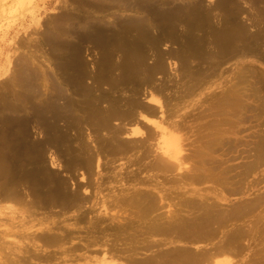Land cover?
Masks as SVG:
<instances>
[{"label":"rangeland","instance_id":"1","mask_svg":"<svg viewBox=\"0 0 264 264\" xmlns=\"http://www.w3.org/2000/svg\"><path fill=\"white\" fill-rule=\"evenodd\" d=\"M116 1L0 0V189L2 190L5 186H7V188L5 189V193L0 197V264H92L89 263V261H87L86 259L94 260L95 258H100L104 253H106L105 248H107V246H101V244L99 243L92 244L90 245V247L89 245H85V237L87 234L85 226H87L89 217H91L92 215L95 216V214H98V211L101 212L103 210L101 213L108 211V213H112L110 215L114 216L116 219H118V215H116V212L120 213L122 211V214L132 213V210H130L131 208L129 209L126 206L124 208H127L128 210H123L116 207L114 208V206L111 205L112 203L110 200H113L112 198L116 196V194H113V191H119L118 189H116L117 182L114 179L116 176L118 178L125 177V179L123 178V180L120 181L123 185H119L121 186L120 188L125 189L126 187L133 184V181H126L127 179H131L132 176L135 177V173L138 176H143L145 174V172L140 175L137 173L141 165V163L137 162V153L130 155L128 158L126 157L116 159L114 156H110L109 154L102 152V150L101 152L98 151L100 154L99 163L101 164V175L100 177H98L94 174H91L88 175L87 179L92 183L95 182V180L98 178H101L103 181L101 182L100 179H98L99 181L97 182H101L99 189H93L91 187L85 190L83 188L81 192L82 194L85 192V194L88 195L91 190L92 196L96 195V197H98L99 199L96 198L94 199V202L92 201L93 203H87L84 210L87 214H89L86 215L88 216V218L86 219V221L78 224L75 221L76 212L73 210L68 211V209H63L58 206H47L45 208H42L38 204H36L39 202V197L41 194H35L36 192H32L34 191L32 190V188L35 187L34 185L32 186L33 183L28 184L25 180L20 179L24 178L26 175L38 173V171L41 172L42 170H48L53 173L60 174L61 177L66 180V184H68V187L71 189L74 188L77 183L84 184V181L86 180L84 177H86L87 175L83 177V175H81L82 172L79 170H74L73 173L67 174V171L63 166V157L67 158L69 154H65V156L56 155V153L54 152L55 149L50 148L49 145H51V143L49 142L51 138H54L53 135L56 136L61 130H63L60 132L61 134L63 133L65 134V136L73 137L74 134H77L76 131L78 130V128L80 129L77 132L81 133V139L79 138L80 143L79 141H77L76 143H79L80 145H82V147L80 149L78 144H74V146L76 145L79 149L78 150L76 148V152L82 151L83 145L84 148L87 147V149L89 150L92 149L91 152H96L101 140H110V137L107 136V132L105 130L95 132V130L91 129L93 125H91L92 123L89 113V102L86 99H89V96L92 94H100V96L103 94H107V96H110H108V98H114L115 100H117V104H119L117 105V109L121 112L125 111L127 107L126 102H128L132 98H138L137 100L141 102H144L146 104H153L151 106L156 109V111H158L159 116L161 115V118L159 117L160 121L163 116L167 115V108H160V105H155V102L149 101L151 92L152 94L154 93V96H157L159 93H156V95L155 92H153V90L146 85H136L135 81L132 78H134L135 75L137 76V79H139V77L144 78L145 73L142 72V69L153 67L155 65L157 66V64L161 62H164V64L161 63L163 65L162 70L166 72H163L162 74L159 71L153 72L154 75L152 76L155 77L152 78L154 79L155 84L162 87L164 91L163 93L169 97H174L176 94V97L179 96L178 94H184L185 96V102L180 106L181 110L179 112L182 114L186 113L187 115L186 119L182 121V124L183 127L184 125H186L188 128L185 126L186 128L184 127L183 131L179 134L180 137H182L181 139H183V143L185 145H183V148H189L186 150L184 149V151H187V153H195L194 151H196L198 148L200 152L204 150L202 152L203 158L206 156V154L208 155L209 153H211V156H206L207 158L210 156V160L213 161V159H215L216 157L218 158H216L217 161H219V159H222V167H232L230 168L231 170L228 169V172L230 173H228L227 175L229 178V183L234 181L235 175H237L240 170H242V174H244L245 171L243 172V169L246 170V167L248 165H255V163L256 165L259 164L254 171L250 172L253 174H249L248 172V177L245 174L242 181V184H244L242 185V190H244V192L242 191V193H238V195H224L223 200L221 201V205H232L234 203L240 202V200L243 201L245 199L247 200L248 198L253 197L254 194L258 193V191H264V182H260V178L264 177V162L262 161V159H264V150L262 151L261 148V144L263 142L262 140L264 138V30H262L264 29V15L262 16V14H264V0H182L183 2L181 0H146V2L148 1L147 3L145 2V0H138L143 7L139 5L140 7H137V10L134 7H132L133 9L131 7L125 9V6H121L123 0ZM129 2L132 3L133 1L129 0ZM176 5H183L185 7L184 18L186 20L168 22L169 25H173L168 29V31L170 30L169 32H175L176 36L178 35L177 38H179L181 41H164L155 46V51L154 49H147L146 45L148 44L140 41V38H138L139 30H145L144 28H146L147 25L148 27L146 29L149 30L150 34L156 35V33H158V29L156 26V22H154L153 20L154 16L157 15L156 18L158 20L156 21L160 25L161 23H163V21L161 22L158 18L160 16V13L167 10L172 11V6H175V10L177 8ZM215 5H219V8H215L214 10L213 8L215 7ZM211 7H213V10L211 9L209 12V9ZM149 8H152V10H150ZM148 11L150 15L149 13H147ZM203 17L207 18L206 26H196L202 23V21L198 18L202 19ZM140 19L144 21V23L142 21L139 22ZM135 20H139L138 22L140 25H146H142L138 28V30H135L136 27L133 29L132 26L134 23L131 25V23L135 22ZM147 20L148 23H152V25L147 24ZM127 24L131 25V28ZM92 27L103 30L104 34L108 38H111L109 37V34H111V36L114 34L113 36L116 38V40H120V42H117L115 38H113L115 41L113 42V44H110V46H105L104 48L103 46L94 47L92 42L90 41V38H85L86 40H83L84 35L88 34V30H90V28ZM209 31H214L217 33L208 36V39L204 43V49L201 50L204 53L201 54L198 58L190 57L189 54L187 55V50L192 47L189 45L195 43L199 39H203L204 37H206ZM119 32L121 35H125L126 37H120ZM78 34L84 35L82 37H79ZM228 35L230 37H235V39L239 41L240 39L251 38L252 40L250 45L255 48V51L245 55L237 56L236 58L230 61H226L225 63L217 66L218 63L216 61H213L212 56H209L208 58L209 54L205 52V50H210L211 53L213 52V44L209 42L213 37L217 39ZM135 37L138 39H136ZM128 39L130 41H128ZM134 39H136V42L134 44H131ZM152 39H155L154 36L152 37ZM80 40L82 41L81 43ZM79 43L80 45H78ZM136 43L138 44L136 45ZM119 44L121 45L119 46ZM129 45L130 47L135 46L133 47V50H125L129 47ZM138 47L139 49H137ZM199 47H201V45ZM140 49H145L146 54L143 60L137 64L138 61L135 59V54L137 51H141ZM156 55L159 58L156 57ZM163 57L164 59H162ZM155 58L157 60H155ZM76 59L82 64L83 67V77H81L80 79L77 77L78 70H76ZM118 61L123 65L118 64ZM141 65L146 66L144 68ZM138 66H140V68H138ZM103 67L108 68L103 69ZM137 68L140 69V72ZM19 70L21 72H19ZM99 70H101V80L97 82L93 79V75ZM107 70H109V72ZM193 71L197 73H194L197 76L193 75ZM48 74L50 75L48 76ZM119 74H121V76ZM122 74H124L125 77L126 75H130L129 77L127 76L128 78H125L124 75L122 76ZM191 74L193 76H191ZM47 77L49 79H47ZM114 78H116V80H114ZM235 78L237 81L235 80ZM202 80L203 82L204 80L207 81V86H199L202 83ZM22 82L24 83L23 86ZM25 84L27 85L25 86ZM55 84H57V86ZM111 85L112 87L114 86L113 89L110 87ZM230 85H233L232 89L235 88L231 90L232 92H228L230 97L233 96L230 99H234L235 104H240L239 101H236L237 99L242 100L243 102H241V104H243L244 107L247 108L246 110L244 109V107L233 106L230 107L231 109H234L233 112L231 109V111H227V109H222L221 106H218L219 98L221 97L220 94L226 91L223 90V88ZM34 86L35 89L33 88ZM59 86H61L62 88ZM130 86L131 89H129ZM77 88H80V90H78ZM189 88L191 90H189ZM76 89L78 92L75 91ZM254 89H257V92ZM191 91L194 92L189 95ZM89 92L90 94H88ZM133 92H135V94ZM49 94H52L51 98L49 97ZM169 94L172 96H170ZM18 95L22 96L19 97ZM47 95L49 98L47 97ZM160 95L161 94H159V97H157L160 98L162 104H164V95L161 97ZM24 97L25 100L22 99ZM235 97L237 99H235ZM54 98H57V100H55L56 108H58V110L60 109L58 112L60 116L56 119L52 118L53 107L50 108V106H52ZM106 101L108 102V100ZM46 102L47 105H45ZM67 102H71V106L70 104L67 105ZM254 102H256V104ZM103 103L100 104L101 109L102 106H105V104ZM211 103H215L216 105H213ZM63 104H66L67 106H64ZM211 105L214 106V109L213 107H211ZM87 107H89V109ZM218 107H221V111L218 110ZM251 107H253L254 109ZM163 108L165 111L163 110ZM242 109H244L245 113L242 111ZM224 111L226 115L224 114ZM126 112H128L127 109ZM132 113L135 115L133 116L131 114V117L128 118V120L124 121L125 123H118L119 121L117 120H110V126H112L113 128L119 126V128L124 129V133L120 134V138L124 141H127L129 143L132 142L134 144V142L136 143L138 140L136 138L134 139V137L130 135L129 129L133 128L134 125H132V123L138 120L137 122H140V125H142L146 122H144L145 119L142 116H138L136 112ZM83 116L86 118H84ZM249 116L252 117L250 118ZM133 117L135 121L132 119ZM165 118L166 119L164 121L168 123H165L166 125L164 126H169V122L172 120V117ZM241 118H243V120H240ZM130 119H132L133 121H131ZM225 119L228 121H226ZM175 120L178 121L179 118H176ZM126 121H128V123ZM129 121L131 123H129ZM262 121L263 124L261 123ZM79 122H82L83 124ZM88 122L90 124H87ZM68 123L72 125L75 124L73 125V129L71 125L68 126ZM211 124H214V126H212ZM252 125H254V127ZM151 126L152 125H150L149 127ZM215 126H218L219 128H217L216 130V128H214ZM211 127H213V130L210 129ZM205 128H207V130H205ZM208 130L213 132H210ZM55 131H58L57 134ZM221 132L225 133L220 134ZM218 133L220 135H218ZM68 137L66 139H68ZM214 137H222L221 140H223L224 138V142L227 141L228 144V141H230V144L227 147L231 151H227L228 153L226 151L221 153L222 150L220 149V152V150L218 149V152H209V150L206 148L214 147L210 145V143L212 142L211 140ZM86 138L88 139L86 140ZM260 138H262V140H258ZM235 139L238 141H236ZM231 140H233V142H231ZM70 143H73L72 138ZM200 146H202V149L200 148ZM65 148L67 147L61 149ZM254 148L256 149L255 151ZM224 153L227 154L222 155ZM37 155L38 157L36 158ZM39 155L41 156L39 157ZM43 155L44 157H42ZM212 156H214L215 158H213ZM206 157L204 158L206 159L205 161L208 160ZM258 160L261 163H259ZM200 171L205 174L204 169H200L199 172ZM235 171L237 174L233 175ZM215 173L217 174V171H215ZM10 174H12V176L15 178V182L17 181V186H15L16 188L14 190L16 193H19V195H21L22 201L20 202H16L13 199L8 200V175ZM69 175L71 177H69ZM214 176L215 174L212 177ZM236 177L238 178L239 176ZM173 178H171V176H164L159 174L157 175L156 179L159 181V185L161 187L156 191L151 189V191L153 190V193H157L159 191V193L155 195H159L160 193L161 195H165V199H163L162 202L160 201V203H162V208H160L159 212H162L163 215L168 214L167 210H171L176 207V203L179 200L178 198L182 197V194L179 195V193L186 192L185 196H188V198L197 197L198 193V195H208L211 198L214 197L215 194L213 195V192L215 191L216 193L221 192V194H225L226 192L222 189L224 186L217 179L218 175L214 177L215 180L213 179L209 182L208 180H206V182L203 180L204 182L202 181V183L201 181H199L201 183L200 184L197 181L196 183L198 185H196V183H194L195 185L193 183H188L190 185L188 186V184L186 183L183 185L185 186L184 190L178 189L176 185H173L170 182ZM167 179L168 181H166ZM244 179H246V183ZM257 182H259L260 184H256ZM247 184L249 186H247ZM245 188L249 189L245 190ZM208 190L209 192L205 193ZM120 191L122 192L123 190ZM188 192H191L192 194H189ZM102 195H106V198H104H108L109 203L107 204L108 201L106 200L107 202H105L103 207L101 206L99 208L97 200H100ZM110 196L113 197L111 198ZM31 203L33 205L35 204L36 206H31ZM27 205L30 206L28 207ZM171 206L174 207L172 208ZM67 233L71 235L69 236L71 242L69 244H66L65 247L68 248L69 246H72L73 248V246L76 245L81 248L79 249L80 253L87 252L86 257H91H87L86 259L79 258L78 260L79 252H76L78 255L73 252L72 254H69L71 252H67L65 249L59 250V247H48L41 244L40 242L38 243L36 241H30L28 239V236H35L37 234L64 235ZM80 238L83 241L79 240ZM181 244H168L165 246V248L170 249L171 247L172 249L173 246L177 247L178 245L181 247L189 246L185 243ZM124 245L122 247H124ZM84 247L89 248L87 249ZM158 247L162 248L164 246H157L156 248ZM192 248H194L195 250L196 248H198V246L193 245L191 247L189 246L186 249L189 251H194ZM96 249L99 251V253H96L98 252ZM148 254L150 255V250H140L135 253V256H140L139 258H141V256L146 257ZM37 256H41L39 257L40 259L37 258ZM75 257L76 260L74 259ZM43 258L46 259L43 260ZM231 258L234 262L237 261V264H242V262L245 261V258H243L242 256L236 257L237 259L234 257ZM16 259L18 260L16 261ZM110 260L111 259H108L106 261L111 262L112 264H126L123 258H114L112 261Z\"/></svg>","mask_w":264,"mask_h":264},{"label":"bare ground","instance_id":"2","mask_svg":"<svg viewBox=\"0 0 264 264\" xmlns=\"http://www.w3.org/2000/svg\"><path fill=\"white\" fill-rule=\"evenodd\" d=\"M114 1H116V0H112V2H114ZM132 1L133 2L135 1L134 4H133V2L132 3L129 2V0H123L122 3H121V1H120V3L122 4L121 6H125V9L128 7H131V8L134 7L137 10V7H140L139 5H141L140 2L138 0H132ZM137 1H138V3H137ZM116 2H119V1H116ZM145 2H146V0H145ZM185 4H187V3H185ZM89 5H91V4H89ZM117 5H118V3H117ZM218 6L219 5H215L214 8L211 7L209 9V12L212 8L214 10H215V8H219ZM172 7H173L172 9L174 10L175 6H172ZM176 7L177 8L174 11L173 10L172 11L167 10L165 12L160 13V16L158 18L160 19L161 22L163 21V23H161L160 25L156 21V20H158L156 18L157 15L154 16L153 20H154V22H156V26L158 29V33H156V35L150 34L149 30L146 29L148 26L146 24H142L144 26L146 25V28H144L145 30H143V29L139 30L138 38H140V41L147 43L149 45V46L146 45L147 49H154L156 45H158L160 42H164V41H169V40L170 41L171 40L172 41H179V42L181 41L179 38H177L178 35L176 36L175 32H169L170 30L168 31V29L173 26V25H169L168 22L177 21V20H179V21L186 20L184 18L185 17V11H184L185 7L183 5H176ZM115 8H117V7H115ZM168 8H170V7H168ZM149 9L152 10V8H149ZM149 11L147 13H149ZM149 15H150V13H149ZM263 15L264 14H262V16ZM110 16H112V15H110ZM199 17H201V16H199ZM198 19L201 20L202 23L200 25H196V26H200V27L206 26L207 18L203 17L202 19L201 18H198ZM151 20H152V18H151ZM138 21L135 20V22L131 23V25L134 23L132 25L133 29L135 27L137 28V29L135 28V30H138V28L140 26H142L139 24V22H141L142 20L140 19V21L139 22ZM142 22L144 23V21H142ZM147 24L152 25V23H148V20H147ZM127 25H129V24H127ZM131 25H129L130 28H131ZM262 30H264V29H262ZM85 33H87V32H85ZM215 33H217V32L209 31L207 33L206 37H204L203 39L197 40L195 43L190 44L189 46H192V47L189 48L187 50V52L190 50H192V51H190L188 53L186 52V54L187 55L189 54L190 57L198 58L201 54L204 53L201 50L204 49V43L208 39V36L213 35ZM83 35L84 34H82V35L78 34L79 37L80 36L82 37ZM113 35L111 36V34H109V37H111V38H108L104 34L103 30H100L99 28H96V27H92V28H90V30H88V34L84 35L83 40H86L85 38H90V41L92 42L94 47L103 46V48H104L105 46H110V44H113V42L116 40V38ZM119 36L120 37H126L125 35H121L120 32H119ZM153 36L155 39H152ZM120 37H119V39H120ZM113 38H115V40ZM138 38H136V39H138ZM136 39H134L133 42H131V44L132 43L134 44L136 42ZM251 40H252L251 38H244V39H240V41H239V40H236L235 37H230L229 35L225 36V37H220L217 39H215V37H213L211 39V41H209L210 43L213 44V52L211 53L210 50H208V51L205 50V52H207L209 54L208 58H209V56H212L213 61H216L218 63V65H217V63H216V65L219 66V65L225 63L226 61H230V60L236 58L237 56L245 55V54L252 53L253 51H255V48L250 45ZM69 41H70V39H69ZM116 41L120 42V40H116ZM128 41H130V40L128 39ZM202 41H203V44H202ZM81 42L82 41L80 40V43ZM137 42H138V40H137ZM80 43L78 45H80ZM137 44L138 43H136V45ZM78 45H77V48H78ZM116 45H117V43H116ZM120 45L121 44H119V46ZM200 45H201V47H199ZM113 46H115V45H113ZM125 46H127V45H125ZM133 47H135V46H133ZM133 47H130V45H129V47L125 50H128V49L133 50ZM137 49H139V47ZM134 50H135V48H134ZM154 51H155V49H154ZM145 54H146L145 49H142L141 51L136 52L135 59L138 61L137 64L143 60V58L145 57ZM187 55H186V57H187ZM160 56H161V54H160ZM83 57H84V55H83ZM156 57H158V56L156 55ZM162 59H164V57ZM155 60H157V59L155 58ZM76 61H77L76 62V70H78L77 77L80 79L81 77H83V70H82L83 67H82V64L80 62H78L77 59H76ZM179 61H181V60H179ZM155 62H154V64H155ZM161 63H159L160 66H159V64H157V66L155 65V66L149 67V68H145L146 65L145 66L141 65L142 67L145 68V69L141 68L143 70L142 72L145 73L144 74L145 77L144 78L139 77V79H137V76L135 75V77L132 78L135 81L136 85H140V84L146 85L147 87L151 88L153 90V92H155V94L156 93L161 94L160 97L164 95L163 96L164 104H162L161 99L158 98L159 94L158 95L156 94L158 96L157 97V96H154V93L152 94V92H151L150 97L147 96V97H149L150 102H155L154 104L160 105L159 106L160 108H162V107L167 108V113H166L167 115L165 114L166 116H163V118L160 121H159V119L161 118V115L159 116L158 111H156V109H154L151 106L153 104H148V103L146 104L144 102L137 100L138 98L137 99L132 98L128 102H126V100H125V102L127 103L126 109L128 110V112H126V109L124 112H121L117 109V105H119V104H117V100H115L114 98H108L109 95L107 96V94H105V95L103 94L101 96H100V94L99 95L92 94L89 96V99H86V100H88L89 107H90V109H89V107H87V108L89 109V113H90V119H91V123H92L91 125H93V127L91 129L95 130V132L100 131V130H105L107 132V136L110 137L111 141L110 140L109 141L108 140H104V141L101 140L102 142L100 141L98 150L96 149L97 150L96 152H91L92 149L89 150V149H87V147L84 148V145H83L82 151L76 152L75 149L77 148V146L76 145L74 146V144H78L80 149L82 147V145L79 144L80 139H81L80 138L81 133L77 132L80 128H78V130L76 131L77 134L73 133L74 134L73 137L65 136V134H63V133L61 134L60 132L63 130H61L58 134H57L58 131H55L57 134L56 136H54L52 134L54 138L50 139V142H49V143H51V145H49L50 148H54L55 149L54 152L58 156H60V155L65 156V154H67V155L69 154L68 155L69 158L67 156L68 159L66 157H63L64 158V165H63L64 169L67 171V174L73 173L74 170H79L82 172V173L81 172L80 173H81V175H83V177L87 175L86 177H84L86 179L84 181V184H80V183L76 184L75 183L76 185L74 184L75 185L74 188L71 189L68 187V184H66V180L63 179L60 174L53 173V172L48 171V170L47 171L42 170L41 172H43V173L38 171V173L26 175L25 177L21 176L24 178L20 179V180H25L28 184L33 183L32 186L34 185L35 187L32 188V190H34L32 192L33 193L36 192L35 194H41L39 197L40 200L36 204H38L42 208H45L47 206H54V207L58 206V207H61L63 209H68V211L73 210L76 212L75 221L78 224V223L86 221V219L88 218V216H86V215H89V214H87L84 210L87 203H90L92 201L94 202V199L98 198V197H96L95 194H94L95 196H92L91 190H90L88 195L85 194V192L82 194L81 191L83 190V188L85 190H87L88 188H91V187L93 189L94 188L99 189L100 183L103 181L101 178H98V179H100L101 182L98 183L97 181H99V180L96 179L95 182H93L94 183L93 184L90 180L87 179L88 175H91V174H94L98 177H100V175H101L100 174L101 173L100 172L101 164L99 163V161H100L99 160V157H100L99 152H101V150H102V152H105V153L109 154L110 156H114L116 159H121V158H126V157L128 158L130 155L137 153L138 154L137 162L141 163L137 173L140 175V174L145 172V174L143 176H138V175H136V173L135 174L133 173L135 175V177L132 176L131 179L126 180V181H133V184L131 186L126 187L125 189H122V188H120L121 186H119V185H123L122 182H120V181L123 180V178L125 179V177H119L118 178L116 176L114 179L117 182V186H116L117 188L116 189H118L119 191L113 189L114 190L113 194H116V196L114 198H112L114 195L112 197L110 196L113 199L110 201L112 203L111 205L114 206V208L116 207L119 209L128 210L127 208H124L126 206L129 209L131 208L130 210H132V213L122 214L121 213L122 211H121L120 212L121 214H120V213L116 212V215H118V219H116L114 216L110 215L112 213L109 214L108 211H106V210H105L106 212H104V213H101L103 210L101 212L98 211L97 212L98 214H95V216L92 215L91 217H89V221H87V226H85L86 227V233H87L86 237H85V241H86L85 245H89V247H90V245H92V244H98L99 243V244H101V246H104V247L107 246V248H105L106 253H104L103 256H101L100 258L98 257V258H95L94 260L93 259H90V260L86 259L87 257H91V256L86 257L87 252L80 253L79 252V249H81L80 247H78L76 245H74L73 248H72V246H69L68 248L65 247L66 244H69L71 242V240L69 239V236H71V235H69V233L64 234V235H60V234L59 235L37 234L35 236H32V235L28 236V239L30 241H36L38 243L40 242L41 244L46 245L48 247L49 246L50 247H59L58 248L59 250L65 249L67 252L68 251L71 252L69 254H72V252L73 253L79 252L78 253L79 255L76 253L79 256V257L76 256V257H78V260H79V258L80 259L83 258L92 264H112L111 262H107L106 260L111 259L110 261H112L114 258H123L125 260L126 264H237L238 262L237 261L234 262L231 257L236 258V257H241V256L243 258H245V261L242 262V264H264V244H263L264 243V191H258V193L254 194L253 197L250 196L251 198H248L247 200L245 199L243 201L240 200V202L234 203L232 205H228V206H222L223 204L221 205V201L223 200L224 195H227V194H234V195L237 194L238 195V193L240 194V193H242V191L244 192V190H242V185H244V184H242V181H243L245 174L247 177H248V175H247L248 172H249V174H253L250 172L254 171L258 167L259 164L256 165V163H255V165L254 164L248 165L246 167V170L243 169V172L245 171L244 174H242V170H240L238 174L235 171V173L233 175H235V174H237V175H235L234 181L229 183V178L227 176L229 173L228 169L231 170L230 168H232V167H228V166L222 167L221 166V163H222L221 160L222 159H219V161H217L218 158L216 157L217 158L216 159L214 156H212L213 158L216 159V161H215V159L212 158L213 159V161H212L209 159L211 156L210 155L211 153L208 154L210 156L207 158L206 156H208V155L204 152L206 154L205 157L208 159L207 161H205L206 159H204L205 157L203 158V153H202L204 150H202L200 152L198 148L196 151H194L195 153H191V152L187 153V151H184V149L186 150L189 148H186V147L183 148L185 145L183 143V139H181L182 137H180L179 134H180V132L183 131L184 127L186 126V125H184V127H183L182 121H184L186 119L187 115H186V113L182 114L179 112L181 110L180 106L183 105V103L185 102V96H184V94H182V95L178 94L179 96L176 97V95H177L176 94L174 97H169L163 93L164 91H163L162 87L155 84V81L152 78L155 76H152V75H154L153 72H155V71H159L161 74L164 72L162 70L163 69L162 64H164V62L162 64ZM118 64H121V63H119V61H118ZM121 65H123V64H121ZM104 67H103V69L108 68V67H106V68H104ZM126 68H127V66H126ZM138 68H140V66H138ZM213 68H215V67H213ZM31 70H33V69H31ZM138 70L140 72V69H138ZM100 71L101 70H99L98 72H96L93 75V79L97 82L99 80H101ZM107 71L109 72V70H107ZM128 71H129V69H128ZM19 72H21V71L19 70ZM34 72H35V70H34ZM247 72H248V70H247ZM191 73H192V71H191ZM194 73H196V72L193 71V75L197 74V73L196 74H194ZM204 74H206V73H204ZM49 75L50 74H48V76ZM119 75L121 76V74H119ZM123 75L124 74H122V76ZM129 75H126V77L124 75V77L128 78ZM163 75H165V74H163ZM193 75L191 74V76H193ZM14 76H15V74H14ZM14 79H16V78H14ZM21 79H20V81H21ZM25 79H26V77H25ZM47 79H49V78L47 77ZM114 80H116V78H114ZM205 80H204V82H203V80L201 81L202 83L199 85L200 87L207 86V83H206L207 81H205ZM235 80H236V78H235ZM25 82H26V80H25ZM32 82H34V81H32ZM114 82H117V81H114ZM208 82H209V80H208ZM254 83H256V82H254ZM23 84L24 83L22 82V86H23ZM135 84H134V86H135ZM198 84H199V82H198ZM26 85L27 84H25V86ZM28 85H29V83H28ZM30 85H31V82H30ZM42 85H43V83H42ZM55 85L57 86V84H55ZM232 86L233 85H230L228 87L223 88V90H226V91H224L223 93L220 94L221 97L219 98L218 106H221L222 109L223 108L227 109V111L232 110L234 112V109H231L230 107H233V106L244 107V105L241 104V102H243V101L237 99L236 97H235V99H237L236 101L237 102L239 101L240 104L236 103L237 104L236 105L234 102V99L233 100L230 99L233 96L230 97L228 92L235 89V88L232 89ZM59 87H61V86H59ZM110 87L113 89L114 86L112 87V85H111ZM33 88L35 89V86ZM33 88H31V89H33ZM77 89L75 91H77ZM129 89H131V86ZM221 89H220V91H221ZM78 90H80V88ZM189 90H191V89L189 88ZM59 91H60V89H59ZM255 91L257 92V89ZM193 92L194 91H191L189 95H191ZM133 93L135 94V92H133ZM88 94H90V92ZM27 95H28V93H27ZM49 95H50L49 97L51 98L52 94H49ZM21 96H19V97H21ZM170 96H172V95H170ZM47 97H48V95H47ZM22 99L25 100V97ZM40 100H42V99H40ZM55 100H57V98H54V100L52 102V106H50V108L53 107L52 108L53 109L52 110L53 111V114H52L53 119L59 118V116H60V114H58L60 109L58 110V108H56ZM106 100H108V102ZM43 102H45V101H43ZM103 102H105V103H103ZM120 102H122V101H120ZM70 103L71 102H67V105ZM101 103L105 104V106L107 104V106L106 107L104 106L105 108L102 106V109H101V105H100ZM254 103L256 104V102H254ZM211 104L214 105L215 103H211ZM45 105H47V102L45 103ZM63 105L65 106L66 104H63ZM70 106H71V104H70ZM211 107H213V109H214V106L211 105ZM240 107H238V108H240ZM220 108L218 107V110L221 111ZM251 108H253V107H251ZM213 109H212V111H213ZM244 109L246 110L247 108L244 107ZM244 109H242V111L245 113ZM163 110H164V108H163ZM235 110H236V108H235ZM132 112H136L138 114V116H142L145 119L144 122H146L145 124L140 125V122H137L138 120L135 121L134 117L132 118L135 122L132 123V125L133 124L134 125H133V128L129 129L130 130L129 132H130V135H132L134 137V139L136 138L138 140L136 143L133 141L134 144L132 142L129 143L127 141H124L120 138V136H121L120 134L124 133V129L119 128V126L114 127V128L112 126H110V120H115V121L117 120V121H119L118 123H123L125 120H128V118L131 117V114L133 116L135 115ZM67 113H69V112H67ZM224 114H225V111H224ZM238 115H240V114H238ZM67 117H66V119H67ZM165 117H172V120L169 122V126H164V125H166L165 123H168V122L164 121L166 119ZM84 118H86V117H84ZM176 118H179V120L176 121L175 120ZM243 118H244V116H243ZM243 118H241L240 120H243ZM132 119H130V120L133 121ZM254 120H256V119H254ZM226 121H228V120H226ZM126 122L128 123V121H126ZM79 123H82V122H79ZM129 123H131V122L129 121ZM241 123H243V122H241ZM261 123L263 124V121ZM39 124H41V123H39ZM55 124H56V122H55ZM87 124H90V123L88 122ZM70 125L73 129V125H75V124L72 125V124L68 123V126H70ZM122 125H124V124H122ZM150 125L153 126V127L151 126L152 129H151V127H149ZM212 126H214V124ZM252 126L254 127V125H252ZM209 127H210V125H209ZM249 127H251V126H249ZM58 128H60V127H58ZM85 128H86V126H85ZM214 128H216V130H217V128H219V127L215 126ZM210 129L213 130V127H211ZM205 130H207V128H205ZM67 131H68V129H67ZM125 131H126V129H125ZM208 131H210V130H208ZM210 132H213V131H210ZM222 132L220 134L225 133V132L224 133H222ZM126 133H128V132H126ZM220 134L218 133V135H220ZM67 137H68V139H66ZM71 138L73 139V143H70ZM87 139L88 138H86V140ZM221 139H222V137L221 138L220 137H217V138L214 137L211 140L212 142L211 143L209 142L210 145H212L214 147L209 146L210 148L207 147L206 149H208L209 152H213V153L216 151L218 152V149L222 150V152L220 150L221 153H223L224 151H226V152L231 151L227 147V146H229L230 141H228L229 142V144H228L227 141L224 142L225 141L224 138H223V140H221ZM258 140H262V138H260ZM77 141H79V143H76ZM236 141H238V140H236ZM262 141L263 142L261 144V148L263 151L264 150V138ZM231 142H233V140H231ZM82 143H84V142H82ZM64 147H67V148L61 149ZM201 147L202 146H200V148ZM255 150L256 149L254 148V151ZM227 153H224L222 155H225ZM44 155L42 157H44ZM40 156L41 155H39V157ZM37 157H38V155L36 156V158ZM38 159H40V158H38ZM135 161H136V158H135ZM258 161H256V162H258ZM260 161H261V159H260ZM260 161H259V163H261ZM262 161L264 162V159H262ZM243 165H245V164H243ZM226 167H228V168H226ZM219 168H220V170H219ZM200 169H204L205 174H203L200 171L202 173L201 174L199 172ZM215 171H217V174L215 173ZM232 172H234V171H232ZM147 174H148V176H147ZM156 174L157 175L161 174L164 176H171V178L174 177L173 179H171L172 181H170V182L173 185H176V187L178 189H183V190L185 188V186H183V185L186 183L187 184L188 183L194 184L197 181L198 182L201 181V183H202L203 180L205 182H206V180H208V182H209V181H212L213 179L215 180L214 177L216 175H218L217 179L224 186L222 189L226 192H225V194H221V192L216 193V191H215V192H213V195L215 194L214 197H211V198L208 195H198L199 194L198 193L197 197H190L191 199L188 198V196L187 197L185 196L186 192L179 193V195L182 194L181 195L182 197L178 198L179 200L176 203V207L174 209L167 210L168 214L163 215V213L159 212V211H160V208H162V203H160V201L162 202L163 199H165V195L164 194L161 195V193L159 195H155V194L159 193V191L157 193L152 192L153 190L156 191V190H158V188L161 187L159 185V181L156 179L157 178ZM214 174H215V176L212 177ZM231 176H232V174H231ZM236 176H239V177L237 178ZM69 177H71V176L69 175ZM14 179L15 178L12 176V174L8 175V200L13 199L16 202H20V201H22V197H21V195H19V193H16L14 190L16 188L15 186H17V183H16L17 181L15 182ZM260 179H258V180H260V182H264V177L260 178ZM166 181H168V179ZM244 181L246 183V179H244ZM216 183H217V181H216ZM258 183L259 182H257L256 184H258ZM248 184H247V186H249ZM196 185H198V184L196 183ZM188 186H190V185L188 184ZM239 187H241V188H239ZM243 187H245V186H243ZM6 188H7V186H5L2 190L0 189V197L5 193ZM151 189H153V190L151 191ZM247 189H249V188H247ZM247 189L245 188V190H247ZM120 190H123V191L121 192ZM125 190H127V191H125ZM130 190H132V191H130ZM160 190H163V189H160ZM192 191H193V189H192ZM208 192H209V190L206 191L205 193H208ZM188 193L190 194L191 192H188ZM105 196L106 195H104V196L102 195L101 199L97 200V202H98L97 204L99 205V208L101 206L103 207L105 202L108 201L107 204L109 203L108 198L105 199L106 198ZM167 196H168V194H167ZM210 196H211V194H210ZM170 197H171V195H170ZM30 205L32 206L33 204L31 203ZM171 205H172V203H171ZM173 205H175V204H173ZM121 206H123V207H121ZM171 207L173 208L174 206H171ZM114 212H115V210H114ZM113 215H115V214H113ZM153 239H155V240H153ZM79 240H81V238ZM81 241H83V240H81ZM126 241H129V242H126ZM181 243L188 244L190 247L193 245L194 246L196 245V246H198V248H196L195 250H194V248H192L194 251L187 250L186 248H188L189 246L188 247H181L178 245L179 247L173 246L172 249H171V247H170V249L165 248V246L168 244L169 245L170 244H176L177 245V244H181ZM124 244H130V245H124ZM123 245H124V247H122ZM157 246H161V247L164 246V247L156 248ZM89 247H84V248L88 249ZM153 248H156V249H153ZM140 250H144V251L150 250V255L148 254L146 257L141 256V258H139L140 256H138V257L135 256V253L140 251ZM96 253H99V251ZM11 254H12V252H11ZM39 257H41V256H39ZM39 257L37 256V258H39ZM45 257H47V256H45ZM76 257L74 258L75 260H76ZM92 257H95V256H92ZM45 259L43 258V260H45ZM17 260L18 259H16V261ZM21 260H23V259H21ZM118 260H121V259H118ZM47 261H50V260H47Z\"/></svg>","mask_w":264,"mask_h":264}]
</instances>
